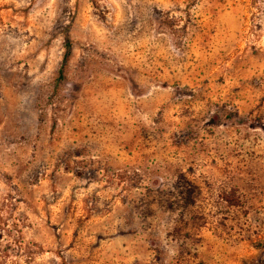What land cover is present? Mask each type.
<instances>
[{
  "label": "rangeland",
  "instance_id": "374dc122",
  "mask_svg": "<svg viewBox=\"0 0 264 264\" xmlns=\"http://www.w3.org/2000/svg\"><path fill=\"white\" fill-rule=\"evenodd\" d=\"M0 264H264V0H0Z\"/></svg>",
  "mask_w": 264,
  "mask_h": 264
},
{
  "label": "trees",
  "instance_id": "16d2710c",
  "mask_svg": "<svg viewBox=\"0 0 264 264\" xmlns=\"http://www.w3.org/2000/svg\"><path fill=\"white\" fill-rule=\"evenodd\" d=\"M65 57H64V60H65ZM60 77H61V69L59 70L58 79H60Z\"/></svg>",
  "mask_w": 264,
  "mask_h": 264
}]
</instances>
